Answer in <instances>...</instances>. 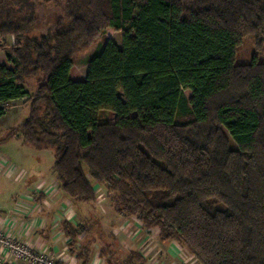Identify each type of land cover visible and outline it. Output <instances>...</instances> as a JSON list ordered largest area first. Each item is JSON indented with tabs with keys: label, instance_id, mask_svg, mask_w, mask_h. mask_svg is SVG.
Wrapping results in <instances>:
<instances>
[{
	"label": "trees",
	"instance_id": "1",
	"mask_svg": "<svg viewBox=\"0 0 264 264\" xmlns=\"http://www.w3.org/2000/svg\"><path fill=\"white\" fill-rule=\"evenodd\" d=\"M36 1L0 0V48L12 38L0 117L26 98L21 142L53 152L60 191L92 204L98 183L115 213L197 264H264V61L237 60L245 36L264 40V0H59L52 26L29 35ZM106 29L120 44L107 38L72 79ZM65 225L70 237L85 229Z\"/></svg>",
	"mask_w": 264,
	"mask_h": 264
},
{
	"label": "rangeland",
	"instance_id": "2",
	"mask_svg": "<svg viewBox=\"0 0 264 264\" xmlns=\"http://www.w3.org/2000/svg\"><path fill=\"white\" fill-rule=\"evenodd\" d=\"M63 9L64 2L62 1L37 0L34 6L37 17L35 29L34 32L29 33V35L38 34L51 27L55 18L63 13ZM107 38H111L118 45L120 44L121 36L119 33L112 29H106L105 33L94 43L76 54L75 72L72 75V79L78 80L85 77L88 61L99 52L101 44ZM6 41L8 44L0 48L1 64H6L5 52L9 50L12 38H7ZM253 56H257L260 61H264V40L258 47L253 37L245 36L238 48L237 60L240 62H247ZM7 66L11 67L10 64H7ZM36 87L35 78L26 80L25 89L28 94H33ZM28 112L29 109L26 98L14 99L5 106L4 113L0 117V160H4L0 173V191H2V193H17L24 189L27 184L30 183L32 185L34 182L42 179L43 176L49 179L53 177L54 174L52 169L54 157L51 150H35L31 146L27 144L24 145L21 142V131H19V129L23 120L27 117ZM7 136L10 137L8 142L2 143V140ZM93 184L96 195L95 202L91 204V209L81 207V211H83L84 214L87 212H89V214H96L91 217L95 220L93 224L90 222V219H88L87 223L93 226L89 225V231L86 230L87 236L93 238L97 243V247L93 246L94 249L97 250L99 247H102L104 255L106 252H111L114 259L117 261L125 258L129 252L133 251L142 257L143 264H197L189 251L175 240L162 241L159 238V231L157 229L152 228L146 230L135 216L127 217L115 213L111 200L112 194H109L107 190L98 183ZM35 187V192L32 194L30 193V195H26V197L21 196L20 199L17 196L14 202L19 200L20 202L18 203L22 205L18 206V203L16 205L14 204V208L9 212L12 213L14 211L20 215L25 214L31 216L34 209L33 207L35 206H37L36 210L38 212L40 210L38 201L41 200L45 192L49 193L54 190L57 184L41 182L36 184ZM22 200L23 202L28 201L29 204L27 202H21ZM80 231L82 232L83 230L80 229ZM87 236L84 239H86ZM70 238L72 241L77 239L76 237ZM27 246L37 255L51 256L48 251H46V253L39 252V250L36 252L34 248H31L29 245ZM73 247L75 248L76 246ZM74 248L70 249L68 246L67 252L74 250ZM20 259L29 263L23 258Z\"/></svg>",
	"mask_w": 264,
	"mask_h": 264
},
{
	"label": "crops",
	"instance_id": "3",
	"mask_svg": "<svg viewBox=\"0 0 264 264\" xmlns=\"http://www.w3.org/2000/svg\"><path fill=\"white\" fill-rule=\"evenodd\" d=\"M3 161L4 160H0V173ZM41 182L57 184V187L49 193L44 191L43 198L41 197V200L38 201L40 204V210L38 212L36 210L37 206L33 207L34 209L32 208L33 213L31 216L25 214L20 215L14 211L12 213L9 212L14 208V204L16 205L20 202L19 200L14 202L17 196L20 199L21 196L26 197V195L32 194L35 192L36 184ZM21 202H23V200ZM25 202L29 204L28 201H24L23 203ZM21 205L22 204L18 206ZM90 206L91 204L72 202L64 195L58 188L56 175L54 173L53 177L49 179L43 176L42 179L34 182V184H27L24 189L17 193H2V191H0V230L6 236H11L14 240L26 243L31 248H34L36 252L38 250L43 253L48 251L52 256L50 257L53 259L54 264H103V262L104 264H109L107 255H104L102 247H99L97 250L94 249L93 246L97 247L96 241L87 236L86 230L89 231V225L93 226L87 223V221L90 219V222L93 224L95 220L91 217L96 214H89V212L84 214V212L81 211V207L90 208ZM65 223H69L78 229L80 227L85 229L82 232L78 231L76 235L77 239L72 241L70 236H66L65 234ZM86 236L87 238L84 239ZM68 246L70 249L74 248L73 246L76 247L74 250L67 252ZM0 259V264H31L15 257L8 249L2 247H0Z\"/></svg>",
	"mask_w": 264,
	"mask_h": 264
},
{
	"label": "built area",
	"instance_id": "4",
	"mask_svg": "<svg viewBox=\"0 0 264 264\" xmlns=\"http://www.w3.org/2000/svg\"><path fill=\"white\" fill-rule=\"evenodd\" d=\"M0 247L8 249L15 257L23 258L29 263L54 264L50 256L35 254L25 243L6 236L2 231H0Z\"/></svg>",
	"mask_w": 264,
	"mask_h": 264
}]
</instances>
